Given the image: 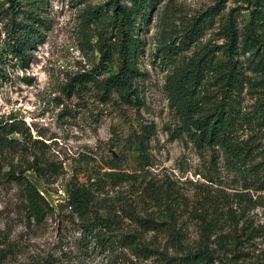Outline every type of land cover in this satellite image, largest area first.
I'll list each match as a JSON object with an SVG mask.
<instances>
[{"label": "rangeland", "instance_id": "1", "mask_svg": "<svg viewBox=\"0 0 264 264\" xmlns=\"http://www.w3.org/2000/svg\"><path fill=\"white\" fill-rule=\"evenodd\" d=\"M42 1L38 13L46 21L39 39L25 59L3 57L0 126L17 124L31 152L61 171L54 183L25 173L56 213L42 223L30 219L18 188L6 183L0 195V264H165L196 251L213 254L215 264H264V71L257 69L264 47L243 45L254 0H158L141 33L142 76L133 105L117 97L103 103L91 85L69 93L73 79L100 62L98 29L86 11L112 0ZM3 2L4 32L8 18L3 10L10 5ZM19 2L22 15L29 6ZM229 18L239 34L237 67L247 78L240 101L248 121L238 129V141L254 154L241 166L223 150L199 147L186 136L174 138L180 120L165 90L167 77L183 59L226 44L222 32ZM193 26L200 29L198 41L180 51V41ZM257 31L264 42L263 28ZM217 55L225 58L222 50ZM148 129L153 135L142 156L137 137ZM11 138L27 140L20 134ZM111 163L129 178L96 192L102 214L115 222L116 244L102 249L88 237L81 241L83 233L62 220L58 205L71 182L89 185ZM11 164L25 167L15 153L8 154L3 171ZM147 219L163 224V230L146 228L140 220ZM123 236L135 244L121 245ZM136 247L155 253L146 257Z\"/></svg>", "mask_w": 264, "mask_h": 264}, {"label": "trees", "instance_id": "2", "mask_svg": "<svg viewBox=\"0 0 264 264\" xmlns=\"http://www.w3.org/2000/svg\"><path fill=\"white\" fill-rule=\"evenodd\" d=\"M157 1L112 0L106 7L99 6L86 11V17L94 25V29H98L95 34L98 38L95 47L100 53V62L92 72L78 75L73 79L69 85L71 95L80 93L91 85L103 103H110L117 97L121 103L133 105L139 99L137 81L142 76L138 64L142 44L141 33L148 25ZM24 2L29 8L22 10V15L19 13L22 4L19 0L3 2L10 6L3 10L8 18V24L4 32L0 29V66L3 57L8 54L25 59L28 50L41 35L40 29L46 20L41 18L38 11L42 10L40 4L43 1ZM253 3L251 21L243 45L258 44L264 47L262 34L257 31L259 27L264 30V0H254ZM199 31L196 26L187 30L186 37L180 41V51L190 49L198 41ZM222 35L226 44L206 48L198 56L183 59L167 77L165 90L169 97V106L180 120L173 137L186 136L199 147L223 150L231 161L241 166L247 159L253 158L254 154L252 148L242 146L238 141V129L248 121L240 101L247 78L238 69L235 60L239 53V34L233 19L229 18ZM221 50L225 58L218 57L217 53ZM112 67L116 70L114 71ZM257 69L264 71V52L257 63ZM260 109V118L264 119V100L260 104ZM14 134H20L27 139L17 124L0 126V195L6 183L15 185L21 194L29 218L42 223L54 215L56 210L25 173L33 171L44 183H54L61 171L55 164L32 153L28 139L21 142L11 138ZM152 135L153 131L148 129L144 130L141 137H137L142 156L147 153L145 145ZM12 153L19 155L25 167L11 164L10 169L4 172L5 159ZM108 169L109 171L97 175L94 182L90 178L89 185L71 182L67 188L65 201L58 205L62 220L73 223L83 233L80 240L84 241L88 237L87 240H95L102 249H112L116 244L113 237L115 222L114 218L102 214L98 205L99 195L96 192L106 186L116 187L129 178L128 174L115 171L118 168L113 163L108 165ZM92 186H96V191H93ZM65 211L67 213H64ZM140 222L148 229L163 230V224L159 225L155 220L147 219ZM128 238L127 236L120 238L121 245L135 244L134 240ZM135 250L146 257L153 253L148 248L136 247ZM214 259L215 256L209 252L196 251L168 258L165 264H215Z\"/></svg>", "mask_w": 264, "mask_h": 264}]
</instances>
